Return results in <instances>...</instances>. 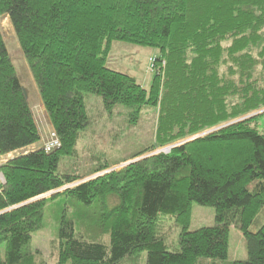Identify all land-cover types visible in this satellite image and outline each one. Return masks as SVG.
<instances>
[{"label": "trees", "instance_id": "1", "mask_svg": "<svg viewBox=\"0 0 264 264\" xmlns=\"http://www.w3.org/2000/svg\"><path fill=\"white\" fill-rule=\"evenodd\" d=\"M2 17L15 30L60 147L0 167V264H37L33 234L60 196L85 210L89 227L78 232L62 216L58 264H126L144 253L146 264H264V224H257L264 212V0H0ZM114 43L155 50L149 89L109 66ZM86 95L99 97L108 114L129 109L133 126L145 108L157 110L155 143L143 155L181 145L38 200L107 169L59 170L91 127ZM40 142L0 28V157ZM195 204L215 209L214 227L190 231ZM168 221L181 229L177 251L167 245ZM232 228L244 237L246 261L226 262Z\"/></svg>", "mask_w": 264, "mask_h": 264}, {"label": "rangeland", "instance_id": "2", "mask_svg": "<svg viewBox=\"0 0 264 264\" xmlns=\"http://www.w3.org/2000/svg\"><path fill=\"white\" fill-rule=\"evenodd\" d=\"M0 28L41 134V142L34 146V151H37L53 142L56 134L39 96L15 30L8 17L0 19ZM155 54V50L153 49L114 43L109 57V66L113 70L136 77L145 88L149 89L154 78L152 61ZM85 102L92 121L91 127L82 135L78 142L76 147L77 156L75 158H63L59 170L64 174L86 176L92 173L95 168L101 167L100 165L107 167V169L102 173L82 178L56 191L55 194L45 195L38 200H49L57 193L61 194L65 190L72 189L84 182H89L108 173L122 170L129 163L141 161L144 157H151L157 154L167 155L174 147L181 144L176 143L164 148H157L143 155L155 143L157 110L145 108L142 111L138 124L133 126L129 123V109L117 107L111 114H108L104 109L102 100L94 95H86ZM259 124L260 129L263 131L264 116L259 118ZM29 152H33L32 148L0 157V167L5 165L9 160ZM136 155L139 156L134 157ZM0 184L3 183L0 181ZM48 203L43 228L33 234L31 243V250L35 255L37 264H58V232L61 228V218L64 214H66L69 220L76 223L78 232L83 231L84 227L85 229L89 227L87 222L81 218V214L85 210H81V206L69 197L60 196L54 201L50 200ZM168 223H170L168 226L171 228V236L167 240V245L171 251H177L179 250L181 229L176 227L173 221H168ZM257 224H264V212L259 217ZM215 225V209L202 207L197 204L193 206L190 225L191 232L199 233L203 229L214 227ZM257 229V226L252 227V231L254 232ZM91 230L95 231V229ZM92 239L99 240L97 236ZM247 258L244 237L238 229L232 228L230 232L228 260L226 262L246 261ZM3 259H5V246L0 248V260ZM127 260V262L125 261L126 264H146L147 254L144 253L140 258H128ZM199 264H211V260L202 259Z\"/></svg>", "mask_w": 264, "mask_h": 264}, {"label": "built area", "instance_id": "3", "mask_svg": "<svg viewBox=\"0 0 264 264\" xmlns=\"http://www.w3.org/2000/svg\"><path fill=\"white\" fill-rule=\"evenodd\" d=\"M54 137H55V140H54L53 142H51L50 144H47L45 147L43 146V147L40 148V149H42V150H44V151H46V152H50V151H52V150H54V149H56V148H59V147H60V142H59V140L57 139L56 135H55ZM38 149H39V148H38ZM40 149H39V150H40ZM33 150H35V149H33ZM0 181H1V183H5V180H4L3 175L0 176Z\"/></svg>", "mask_w": 264, "mask_h": 264}, {"label": "water", "instance_id": "4", "mask_svg": "<svg viewBox=\"0 0 264 264\" xmlns=\"http://www.w3.org/2000/svg\"><path fill=\"white\" fill-rule=\"evenodd\" d=\"M25 94H26V92H25ZM26 96H27V94H26ZM196 138H197V137L191 138V139L185 141V142L182 143V144H186V143H188V142H191V141H193V140L196 139ZM180 145H181V144H180ZM180 145H178V146H180ZM178 146H176V147H178ZM174 148H175V147H174ZM146 158H148V157H144L143 159H146ZM135 162H137V161L131 162V163H129L128 165L133 164V163H135ZM128 165H127V166H128ZM52 194H55V192L52 193Z\"/></svg>", "mask_w": 264, "mask_h": 264}, {"label": "crops", "instance_id": "5", "mask_svg": "<svg viewBox=\"0 0 264 264\" xmlns=\"http://www.w3.org/2000/svg\"><path fill=\"white\" fill-rule=\"evenodd\" d=\"M34 149V147H32V150ZM34 151V150H33Z\"/></svg>", "mask_w": 264, "mask_h": 264}, {"label": "clouds", "instance_id": "6", "mask_svg": "<svg viewBox=\"0 0 264 264\" xmlns=\"http://www.w3.org/2000/svg\"><path fill=\"white\" fill-rule=\"evenodd\" d=\"M52 194V193H51Z\"/></svg>", "mask_w": 264, "mask_h": 264}]
</instances>
